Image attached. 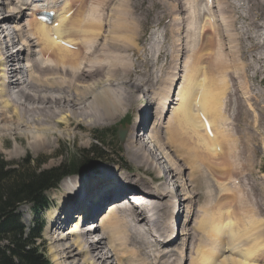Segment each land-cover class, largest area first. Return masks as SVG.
<instances>
[{"label":"bare ground","instance_id":"6f19581e","mask_svg":"<svg viewBox=\"0 0 264 264\" xmlns=\"http://www.w3.org/2000/svg\"><path fill=\"white\" fill-rule=\"evenodd\" d=\"M61 1L64 2V8L68 9L76 0ZM79 1L77 0V2ZM87 1L82 0L69 17L65 18L64 16L60 19L59 24L51 29V27H47L43 23L26 18V9L21 7V0H0V141L9 137V135L14 140L19 138L23 141L25 139L24 149L32 148L34 152L51 149L48 154L52 156L54 150L52 151L51 137L55 141H60L63 137H67L73 142L88 145L89 141L87 138L84 135L76 133V130L81 128L83 124L94 126L100 122H113L116 120L118 112L121 109L124 110L122 105L132 101L133 94L137 89L128 84L127 80L122 79L126 76L124 71L131 67L129 65L130 61L127 60L132 50L127 52L129 53L128 55L127 53L125 54L128 57L124 60L123 50L121 49L123 46L119 44L123 41L122 36L117 37L115 35L124 33L119 31L113 34V31L118 26L125 27L123 23L125 20L122 17L127 13L125 14L127 22H133L137 32L140 33V38L137 41V47H139L138 45L142 38L139 29L143 25V17H148L149 10L147 11L142 7L133 9L130 5L129 7L115 10V13L112 11L113 15L109 14L112 18L106 20L108 22V35L105 33V30L102 33L101 28L98 34L96 30L97 26L93 22L94 9L85 8L84 10ZM218 1L221 3L219 10L224 13V16L222 15L225 22L224 31L219 28V20L215 19L213 12V9L215 10L217 6L211 4L208 18H206L209 29H211L208 31L207 26H205L207 31L201 34L202 42L206 38L205 35L209 34V40L208 38L206 39V41L208 40L207 45L206 41L203 44L205 47L207 46L206 52L203 51L200 57L196 58L197 60L187 57V60L183 61L182 72L178 70L180 75L173 76L171 81L166 80L171 78L170 74L176 68V64H173V62L177 63L174 61L177 60L174 53H177L178 47L182 44H179L180 39L177 28L175 32H173L174 30L172 31V34L177 38L173 41L174 52L167 53V55L169 54V63L162 69L164 73L162 87H168L163 95L159 96L155 92L151 93L153 91L152 87H154V84L158 80L154 74H147V78L151 77V81L154 82L151 88L146 89L150 93L149 98L152 99L154 97V102L148 98L144 99V102L140 106L142 108L139 107L140 110L138 112L142 117H137L135 114V124L130 127V131L127 132L128 135L126 133L125 137H127L123 146L124 152L132 162L137 163L138 167L144 166L146 161L143 159L144 154H142L141 150L145 145L141 130L144 129L148 121L152 123L155 112L152 113L151 104H159L160 102L168 104V111L163 117L160 116L154 120L153 128L149 133L155 148L162 155L157 157L154 164L151 165V162L149 163L152 169L149 177L141 181L136 177V174L121 173L124 172L122 169H119L115 173L109 169H102V173H98L99 170L92 175H88L86 178H73L76 175L62 181L61 190H59L57 197L59 205L47 211L50 220V229L47 230V238L51 245L49 252H51L53 261L56 264H174L169 261L174 256L171 254L173 250L171 245L174 247V242L172 244L169 243L175 237H179L178 240H181V246L187 247L191 241L193 245L195 235L197 233L201 234V232L206 233V235H203L206 238V243L203 242L197 249L202 252L203 259L195 261V259H192V254H190L188 264H214L218 258H221L218 264H264V193L260 196L261 191L264 192V175H259L263 167L260 163L256 162V157L259 155L257 154V149L262 154L261 157L264 158V142L262 141L261 145H259V142L256 141V145L254 143L255 138H246L253 136L258 139V135H261L256 126L261 128L260 122H264V89L256 90L255 87V93L258 91L263 92L261 93L262 95L255 94V106L251 105L248 102L249 88L246 80H244L247 77L246 72L249 65L241 61V66L238 68L235 63L233 69L235 73L238 72L239 76L240 74L242 75V80L240 84H234L236 76L232 73L233 80L231 84L233 86L231 85L228 89L230 92L243 90L242 96L238 93L242 97L240 102H238V94L236 95V93L233 94L236 99L230 100V94L226 89L221 90L218 94H214V91L219 89V79L228 69V66L221 61L222 53H220V50L224 44L220 38L222 36L223 39L226 36L227 46H230V49L231 47L239 48L234 31L236 29L235 21L237 16L232 17L230 13L233 12V9L242 6L240 5V0ZM245 1L248 4H252L251 7H245L247 12L251 13L247 18L250 27L253 30L255 29L252 26L260 29L259 31H255L248 40L255 43L260 50H264V0H244V3ZM190 2H192V4L190 3V12L192 14L189 16L187 25L189 27L195 25L196 28L197 25L194 23L193 15V12L196 10V4H194V0H190ZM197 2L198 0H196ZM122 6L123 3H121ZM97 9L99 10V7ZM89 10L91 12L85 14V11ZM174 11V24H182L183 18L178 16L179 9L171 8L166 16L169 17ZM116 14L121 18L117 19ZM21 16L23 18L20 20ZM157 18L159 19V16L154 17V19ZM212 18H214V21H211ZM116 20H118L117 23H115ZM5 24L8 25L5 26ZM229 25H232L231 29H229ZM101 26H104V24L102 23ZM180 26L178 25V27ZM214 30L217 35V42L211 57L207 60L213 46V36L216 38ZM246 30L247 25L242 30L245 40ZM126 32L128 31L126 30ZM15 37L21 41L22 45L17 50L12 49L16 45ZM61 41L70 44L72 47H66V45L60 43ZM104 45L107 46V50L101 55L98 52V47ZM159 47L161 46H155L153 50L155 58H158L162 53V51H158ZM141 49H143V52L148 53L147 48ZM225 55L226 53L224 52ZM111 57L113 59H110ZM241 57L250 61L252 66H254L250 70L253 71L252 77H256V80H254L256 83L262 67L254 64L256 57H251L250 52L245 53L242 51ZM21 58H26V62L30 63L28 65L29 68H26L25 78H22L18 67V61ZM231 58L234 60V57ZM217 60L218 62L215 63ZM5 61L6 63H4ZM205 61L207 65L204 71L203 65ZM11 69L12 71H10ZM99 70H101V73ZM17 74L20 75L18 76ZM9 75H11V80L5 82L6 77ZM111 79H114L116 83L110 81ZM248 79L251 81L249 77ZM259 83L263 84L264 82L259 80ZM199 91L201 94L197 102ZM159 93L162 94L161 90ZM154 94H156L157 98H155ZM243 101L246 103L245 106L247 105L249 110L253 112L251 113L247 109L246 117H244L245 119L248 117L252 118V131L250 128H247L244 132H241L237 125L238 123H236L237 120L233 121L230 119L237 113V117H239ZM237 103L240 106L234 107ZM197 104L200 112L209 120L214 130L213 138H208L203 133V125L195 112ZM227 113L230 118L227 116ZM255 113L260 122L256 117L253 120ZM171 121L184 124L188 133L182 139V142L195 145L196 155L194 157L192 154V149L194 148L186 149L178 147L180 152L187 155L189 167L198 158L202 159L203 164L206 165L200 166V169L205 173L202 186H204V181L215 179L213 181H217L223 186L224 190L222 189V192L227 193L228 189L223 185L225 179L222 173H206L205 167L214 168L216 165H221V167H224L220 168L222 171L226 172L225 167H227L230 172L231 166L228 163L230 156L228 154H230L231 150L229 146H232V141L235 142V139L236 144L239 143L246 147L244 149L248 154L249 161L255 156V165L254 161H251L250 165L241 164L242 162L236 165L237 170L255 166V180L260 181H255V219L252 218L250 220L251 223L255 222V239L252 237L247 240L248 247L255 240L254 247H249L245 250L237 242V238L240 237L239 233H241V230L239 231L241 225L236 218V210L233 211L232 228L228 227L230 220L228 219L229 217L225 216V213L228 211L231 203L229 201V204H227V201L224 204L225 200H227V194L222 197L226 198L225 200L222 199L224 200L222 205L224 204L225 206L221 205L223 201L218 200L221 199L220 197L214 204L210 200L209 204L212 203L213 206L201 212L203 213V218L197 214V210L193 207L192 202H195V192L198 187L197 179L198 177H202L203 173L199 174L200 171L194 169L196 168L195 165H192L193 167L195 166L194 168L190 167V172L185 167H179L177 168L179 173H176L173 162L169 160L170 158L166 159L167 157L163 155L160 151L161 149L159 150L155 143V141L159 142L160 139V134H155L156 131L158 132L160 129L164 130L169 125H172ZM251 132H255V136L248 135ZM231 135L233 136L232 140ZM172 136L179 143L174 131H172ZM175 148L177 149V147ZM18 150V147H16L15 152H18ZM145 155L151 156L150 153ZM219 155L224 164L220 161ZM225 156L229 157L225 158ZM164 157L167 161L166 166L161 163L160 159ZM181 157L183 159V155ZM199 159L197 160L198 162ZM165 160L163 159L164 162ZM196 165H198L197 162ZM232 166L236 170L233 164ZM153 173L157 179L163 177L169 179L170 177L171 180L173 179L172 181L175 180L176 187L174 193L170 196V199H176L172 205V211H175V214L172 215L171 219L176 220V215H179L183 210L185 219L191 217L189 227L186 226L185 222H182V229L180 224V230L178 231L177 224L174 229V222L166 214H160L158 202L164 199L160 192L162 190L160 186L165 184L151 178ZM188 173L191 174L187 175ZM216 175L220 176L217 177ZM91 176L96 177L89 178ZM186 177L190 182L189 185L185 184ZM184 178L185 180L183 181ZM129 194H132L134 198L128 199L131 196ZM117 198H120L119 202L115 200ZM104 201H110L106 204L116 202V207L113 206L114 203L107 207L105 211L106 215L99 225L100 231H102L100 238L96 240L90 239L88 236H91L92 232L83 233L77 229L79 220L80 218L86 219L99 205L102 206ZM171 204L172 200L169 201L168 205L169 213H172ZM204 214L207 215H205L207 218H204ZM244 217H246V220L250 218L249 213ZM20 220L23 224L21 214ZM71 220L73 223L69 229L65 230V227L69 226ZM261 229L263 231L262 234L259 233ZM154 232L157 234H153ZM242 233H244V230ZM245 233L247 234L248 231ZM243 240L245 239L243 238ZM245 241H242L244 242L243 244H246Z\"/></svg>","mask_w":264,"mask_h":264},{"label":"rangeland","instance_id":"374dc122","mask_svg":"<svg viewBox=\"0 0 264 264\" xmlns=\"http://www.w3.org/2000/svg\"><path fill=\"white\" fill-rule=\"evenodd\" d=\"M102 1L103 0H88L84 6V10H85V8H87V9L93 8L95 11V14L93 13L94 14L93 22L97 26L96 30H97L98 34L100 33V31H99L100 28L102 29L101 30L102 33L106 31L105 33L107 34L108 22H106V20H109L112 18L111 17V15H113L112 11L115 13V10L117 11V10L123 9L125 7H129L130 5L133 9H138V8L142 7V8H145V10H147V11L149 10L148 15L146 14L148 17H143V22H142L143 25L139 29L141 32L142 38H141V41L138 45L141 48H147L148 53L143 52V49L137 47V41L140 38V33L137 32L136 28L134 27L133 22H130V23L127 22V17L125 15L127 13H125L124 16L122 17L125 20L123 22L125 24V27H123V26L120 27V26L116 25L119 28L117 27V28H115V30L113 29L114 30L113 34H114V32L117 33L119 31L121 33H124V34H120V35L115 34L117 37L122 36L123 41L120 42L119 44H120V46H123L121 49L123 50L122 54H123L124 60L126 57H128L127 55L129 53H127V52L132 50V53H130V56L128 57V60H127V61H130L129 65L131 67L128 70L124 71L126 76H124L122 78L123 80H127L128 84L132 85L133 87H135L137 89V91L133 94L132 101L128 104L122 105V108L124 107L123 108L124 110L121 109L122 112H121V110L118 112V116H117L116 120H114L113 122H110V123L100 122L94 126H86L85 124H83L81 128L76 130V133L84 135L85 138H87V140L89 141L88 145H83V144H80L77 142H73V141H71V139H68L67 137H63L60 141H55L54 138L51 137L50 142H51V145L53 148L52 151L54 150V153L52 156H50L48 154V152L51 149H43L41 151L36 150L37 152H34V150L32 148L24 149L23 145L25 143V139H23V141L19 138L14 140L13 137L11 135H9V137H6L5 139L0 141V156L3 159V162L6 163L7 168H11V169L12 168H14V169L18 168L19 169V168L24 166L25 168L29 167L31 170L35 169L37 172L44 171V170H51L54 168H58V167L62 166L63 164L75 163V162L79 161V159H81L80 152H83L84 150L89 151V150L95 149V148H99V152L103 154V158L95 160L90 165L89 169H87L88 171H82L81 168L80 169L78 168L74 172H71L64 179L70 178L71 176H76V175L77 176L73 177V178H77V179L80 177L86 178V177H88V175H90V174L92 175V174L98 172L99 170L100 171L98 173H102L101 172L102 169H107V170L108 169L110 170L111 168L112 169H117V168L119 169L120 167H124V165L127 168L132 167V166L134 167V165L137 163L132 162L130 160L129 156L124 152V146H123L124 142H120L118 140L117 130H118L119 125H121L122 127H126V124H127V127L129 129L128 132H129L130 127L134 124L133 123L134 122V114L133 113H136L137 117H140V116L142 117V115L138 114V112H139L140 108H142L140 106L142 105V102H144V99L146 100L148 98L150 101L154 102L153 101L154 97L153 98L151 97L152 99H150L149 98L150 93H148V91L146 90V89L151 88L154 84V82L151 81V77L147 78V74H149V75L154 74V76L158 80V82H156V84H154V87H152L153 91H151V93L155 92L159 96H161L164 94V92L167 91L168 87H165V86L162 87V85H163L162 81H163V77H164V73H163L162 69H164V67L167 66L169 63L168 55L171 53V51L174 52L173 41L177 38L175 35L172 34V31L174 30L173 32H175L178 28V35H179V39H180L179 44L182 43L178 47L177 53H174V55L177 57V60H174V61L177 62V66L179 65V68L183 67V61L185 59L187 60V57H190L192 60H194V59L197 60L196 58L200 57V55L203 53V51L206 52L207 46L205 47L203 44L207 38L209 40V36H208L209 34L205 35L206 38H204V42H202L201 34L205 33L207 31V29H208V31H210L208 21L206 20V18H208V14H209L210 10L207 9L203 0H198L197 3H196V0H194V4H196V6H195L196 10H195V12H193L194 23H196L198 28L197 27L195 28V25H193V26L191 25L190 27L187 25V23L189 21V16L192 14L190 12L191 4H192V2H190V0H104L103 2ZM90 2H92V3H90ZM239 2H240V5H242V6L233 9L232 10L233 12L230 13V16H232V17L237 16V19L235 21L236 29L234 31H235V38L238 41L239 48L238 47H235V48L231 47V49H230V46H227L228 44H227L226 36L223 37V39L221 36L220 40L224 44V46L220 50V53H222L221 61L228 66V69H227V72L219 79V85H218L219 89L214 91V94H218L221 90H224V89L228 90L231 85L233 86V84H231V82L233 80L232 79L233 76L231 75L232 73H233V75L236 76V82L234 84H240V82L242 80V78H241L242 75L240 74V76H239L238 72L235 73L233 66L236 63L238 68H239L241 66L240 62L243 61V62H246L245 64L249 65L247 68V72H246L247 77L244 79V80H246L248 88H249V94H248L249 100H248V102H250L251 105L253 104L255 106V94L258 93V94L262 95L261 93L263 92V91H260V92L258 91L255 93V87H256V90L264 89V83L263 84L259 83V80L264 82V50H260L258 48V46L255 45V43L250 42L248 40L250 38V36L253 35V33H255V31L260 30L259 28H255L254 26H252L255 29V30H253L247 21V18L249 17V15L251 13H248L247 9H245V7H251L252 4H248L246 1L244 3V0H240ZM121 3H123L122 7H121ZM214 6H217V8H215V10L213 9L215 19L217 21L219 20V22H218L219 28L222 31H224V26H225V22L223 20L224 13L219 10L221 3L218 0H216V2L214 3ZM98 7H99V10L97 9ZM171 8L179 9L178 16L183 18V22H182V24H178V25H181L182 27L181 26L178 27V25H175L173 22L175 11L172 12L169 15V17L166 16L167 12ZM87 12H91V11L90 10L85 11V14ZM109 14H111V15L109 16ZM97 16L99 17V19ZM157 16H159V19L158 18L154 19V17H157ZM120 18L121 17L117 15V19H120ZM117 22H118V20L115 21V23H117ZM102 23L104 24V26H101ZM246 25H247V30H246V40H245V36L243 35L242 30L246 27ZM205 26H207V29H205ZM231 27H232V25H229V29H231ZM251 29H252V31L249 32ZM126 30L129 33L126 32ZM199 30H200V32H199ZM174 36H175V38H174ZM100 40H99V42L102 43V41H100ZM207 41H206V45H207ZM253 41L255 42V40H253ZM249 42L251 45L249 44ZM194 45H195V48H194ZM131 46H132V49H131ZM155 46L156 47L161 46V47H159L158 51L159 52L162 51V53L160 54L161 56L159 55L158 58L157 57L155 58V53L153 51L155 49ZM106 50H107L106 45L98 47V52L101 55ZM229 50H232V51H229ZM242 51H244L245 53L250 52L251 57H253V58L256 57L254 64H256V65L258 64V66L262 67L261 73H260V75H258V77H257L258 81L256 83L254 81V80H256V77L255 78L252 77L253 71L250 70L254 66H252V63L250 61H248L246 59H242V57H241ZM218 52H219V49H218ZM224 52L226 53L225 56H224ZM126 53H127V55H125ZM167 53H169V54L167 55ZM231 57H234L235 62ZM201 58H203V57H201ZM110 59H113V58L111 57ZM178 62H179V64H178ZM217 62H218V60L215 63H217ZM174 63L175 62H173V64ZM176 68H174V70L170 74L171 78L170 79L165 78L166 80L171 81L173 76H175L174 74L177 73V71H175ZM182 69L183 68H181L179 71L182 72ZM99 71L101 73V70H99ZM179 71L177 73V76L180 75ZM255 71H256V69H255ZM103 72H104V70H103ZM101 75H103V74H101ZM248 77L250 78L251 81H249ZM174 79L176 80L175 77H174ZM113 80L114 79H111L110 81H112L113 83H116V81L115 80L113 81ZM162 88L164 90L162 92V94H160L159 91L156 92L157 90L162 89ZM232 89H233V87H232ZM240 90L241 91H239V92L237 90H234L232 92H230L228 90V92L230 94L229 99L230 100L236 99L233 96L234 93H236V95L239 93L242 96L243 90L242 89H240ZM239 94L237 95L238 102H240V100L242 99V97ZM142 96H143V98H142ZM154 96H155V98H157L156 94H154ZM263 101H264V99H263ZM245 104L246 103L243 101V106L241 107L242 111H241L239 117H237V114H238L237 113V114H234V116H233V114H231V116H233L235 119L233 117L230 118L229 114L227 113V116L231 120H233V121L237 120L236 123H238L237 125H238L239 130L241 132L242 131L244 132L247 128L248 129L250 128L251 131L253 130L252 126H251V123H252L251 119L252 118H250V117H248L247 119L244 118V117H246V113H247ZM144 105H146V104H144ZM148 106H150V105L148 104ZM237 106H240L239 103H237L234 107H237ZM229 109H230V107H229ZM7 112H9V110H7ZM255 117L258 119L256 113L253 117V120H255ZM258 121L260 122L259 119H258ZM171 123H172V125H169L164 130L160 129L158 131L159 133L156 131L155 134H160V139H159V142L155 141V143H156L157 148L159 150L161 149L160 151L163 153V155L165 157H167L166 159L170 158L169 160L173 162L176 173H179V171L177 170V168H179V167H185L190 172V167L192 165L196 166V168H194L195 166L194 167L192 166V168L200 171L199 174L203 173L202 174L203 176L198 177V179H197L198 187H197V191L195 192V195H196L195 199H194L195 202H192L193 207L197 210V214H199V216L200 217L202 216V218H203V213H201L202 211L208 210L209 207L213 206L212 203L214 204L217 201V199L220 197H221V199H218V200L223 201V202H221V205H222V203H224V200L226 199V198L224 199L222 197L226 196L227 193H233L234 192V196L231 198V202L233 201L232 203L234 204V210H236L235 215H236V218L238 219V222H240V225H241L240 226L241 228H239V231L241 230L240 231L241 233L237 232L240 234V237H239L240 239L237 238L238 239L237 241L240 240L241 244L244 246L246 244H243L244 242H242V241H245V240H243V238L245 239L246 235H247L248 239H251L252 237L255 239V222L251 223L250 220L252 218L255 219V181L256 182H260V181L255 180V166L246 167V169H240V170H237V167H236V165H239L240 162H242L241 164H249L250 165L251 161H254V165H255L256 164L255 163V156L253 157V159H251V161H249L248 154H247L246 150L244 149L246 147L244 145L239 144V143L236 144V139H235V142L232 141L233 147L231 145L229 146V149L231 151H230V154H228L230 156V158H228V159L230 160V162L234 165V167L238 171V172L236 171L237 172L236 175L234 174L235 175V180H234L235 183L232 182L233 180L231 178H228L227 174L224 176L225 171L223 170L224 171L223 172L222 169H220V168H224L223 166L221 167V165H219V166L216 165L215 167L213 166L214 168L205 167V172L209 173V174L210 173H212V174L213 173L214 174L215 173H220V174L222 173V175L226 181V184H227V189H228L227 193L222 192L223 186H221L217 181H213V180H215L213 178H212L213 180H211V181H204L205 182L204 186H202V180L205 178V173L203 172V170L200 169V166L205 165V164H203L202 159L198 158L199 162L197 161L198 160L197 159L189 167V163L187 162V160H188L187 155L185 153L180 152L178 147H184L186 149L194 148V149H192L193 150L192 154L194 157L196 155L195 145H191V144L189 145V144H185L182 142V139L188 133L184 124H179V123L174 122V121H171ZM260 123H261V128H259V126H256L259 130V133L261 134V135H258V139L256 137H253V136L246 137V138H255L254 143H256V141H257V142H259V145H261L262 141L264 142V122L262 121ZM248 125H250V126H248ZM172 131H174L175 137L179 140V143L172 136ZM228 132L230 133V131H228ZM127 135H128V133H127ZM233 135H234V133H233ZM248 135H254L255 136V132H251ZM232 138H233V136L231 135V140H232ZM52 142H53V144H52ZM235 144H236V146H235ZM256 145H257V143H256ZM16 147H18V149H19L18 152H15ZM175 147H177V149ZM147 148H150L151 150L155 151V147L153 146V144L149 143L147 145ZM262 150H263V148H262ZM253 152H255V151H253ZM258 152L259 151L257 149V154H259V155L256 157V160H257L256 162L259 163L260 159H262L261 165L263 167V170H262L261 174L259 173V175L263 176L264 175V158H262L261 157L262 154L260 152L259 153ZM181 155H183V159H182ZM253 155H255V153H253ZM160 156H162V155H160V153H158L157 157H160ZM229 156H226V157H229ZM165 157L160 158L161 163L163 165H165L167 162L165 160ZM163 159L165 160V162L163 161ZM196 162L198 165H196ZM137 165H135V166H137ZM218 167H219V170H218ZM209 169L210 170L212 169L213 171L212 170L210 171ZM189 174H191V173H188L187 175H189ZM96 176H91L89 178H93ZM216 176L218 177L220 175H216ZM151 178H153L154 180L161 181V183L164 182V184L167 182V180L171 181L170 177H169V179H167L166 177H163L161 179H157L154 177V173H153ZM64 179H62L59 182L56 190L53 188V189H50L46 192L50 201H51L52 209L54 207H56L57 205H59V203H58L59 199L57 197H58L59 190H61V183ZM184 180H185V178L183 179V181ZM185 184L186 185L190 184L187 177H186V183ZM217 187H218V189H217ZM262 193H264V192L261 191L260 196L262 195ZM229 195L230 194H228V197H229ZM53 198L55 200L54 206H52L53 205ZM222 199H224V200H222ZM210 200L212 201L211 204H209L211 202ZM228 200H230V199L228 198L227 200H225L224 204H226V202ZM208 204H209V206H208ZM227 204H229V203H227ZM31 207L32 206L29 205V203H26V204H21L20 206H18V209H17V213L21 214L22 222L25 225L24 227L27 230L32 228L33 222H34V217H35L33 215L32 211H30ZM248 213H249L250 218L247 217L248 219L246 220V217H244V216L245 215L247 216ZM180 214H183V210L181 211ZM205 215L206 214H204V218L207 216V215L206 216ZM47 216H48V212L47 213L45 212L44 214L41 215L40 218L42 220L44 219L46 224H49L50 220H49V216H48V218H47ZM200 217H199V219H200ZM169 218L171 219V217H169ZM176 218H177V215H176ZM47 219H48V221H47ZM193 222H194V220H193ZM197 222H199V221L197 220ZM176 224L178 225V222L177 223L174 222V229L176 228ZM256 224H258V223H256ZM50 226H51V224H50ZM186 226L189 227L190 224L186 225ZM177 227H178L177 230L179 231L180 226H177ZM242 227H243L244 233H242L243 232ZM245 228H247V229H245ZM48 229H50V227L47 228L45 225V228L42 232V237H41V239H39L36 242L35 245L38 247L39 253H42L43 257L46 260H48V264H56V262L53 261L51 252H49L51 245H50L49 240L47 238V235H48L47 230ZM181 229H182V224H181ZM246 230L248 231L247 234L245 233V232H247ZM202 233H203V235H206L205 232H201V234ZM250 233H252V234H250ZM259 233H261V234L263 233L262 229L259 230ZM153 234L156 235L157 233L154 232ZM179 242H181V240L176 241V243H174L173 245L177 246V244ZM257 242H259V241H257ZM245 243H246V241H245ZM3 244L6 245L7 242L4 241ZM254 244L255 243H253L252 245H254ZM180 245H181V243H180ZM171 248H173L172 245H171Z\"/></svg>","mask_w":264,"mask_h":264},{"label":"trees","instance_id":"16d2710c","mask_svg":"<svg viewBox=\"0 0 264 264\" xmlns=\"http://www.w3.org/2000/svg\"><path fill=\"white\" fill-rule=\"evenodd\" d=\"M80 155L81 159L75 163L40 172L24 166L7 168L0 156V264H48L35 245L40 235V222L37 221L29 232H25L17 208L31 203L35 213L39 214L46 207L47 190L76 169L88 171L95 160L103 158L99 148L84 150Z\"/></svg>","mask_w":264,"mask_h":264},{"label":"water","instance_id":"95a60500","mask_svg":"<svg viewBox=\"0 0 264 264\" xmlns=\"http://www.w3.org/2000/svg\"><path fill=\"white\" fill-rule=\"evenodd\" d=\"M126 129H123L122 127H121V125L119 126V129H118V139H119V141L120 142H124V140H125V135H126Z\"/></svg>","mask_w":264,"mask_h":264}]
</instances>
